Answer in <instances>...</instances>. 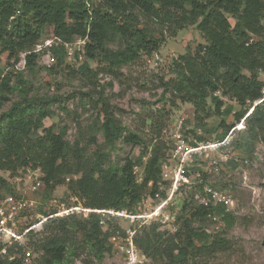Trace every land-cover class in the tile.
<instances>
[{
	"label": "trees",
	"instance_id": "obj_1",
	"mask_svg": "<svg viewBox=\"0 0 264 264\" xmlns=\"http://www.w3.org/2000/svg\"><path fill=\"white\" fill-rule=\"evenodd\" d=\"M139 17L165 30L140 27ZM46 26L51 27L55 43L34 51ZM186 26H196L205 43H199L193 51L186 49L171 60L168 72L172 76L159 79L161 97H166L171 107H176L177 102L191 104L196 127L202 129L206 128L204 119L209 115L220 116L221 132L216 139L228 141L236 131L238 136L228 144L243 158H249L255 142H264V82L260 79V74H264V0H0V170L14 176L21 170L38 169L44 193L50 194L64 184L68 198L78 197L83 207L90 209L127 208L134 212L148 196L153 198L158 193L161 199L165 198L159 189L160 164L165 160L159 144L147 152L141 147L144 144L138 134L124 135L126 128L113 115L101 91L98 102L102 118L98 116L87 126H79L73 141L65 139L64 133L55 132L54 126L43 125L45 118L53 116L50 104L59 100L31 97L24 68L34 70L46 50L52 57L47 68L53 71L55 61L60 66L69 56L64 43L81 38L85 40V60L77 71L89 79L98 72L117 77L123 66L137 62L142 54L158 51L168 36H176ZM79 51L74 50L72 55L78 58ZM21 52L23 69L16 66ZM89 60L96 63V69L90 67ZM12 92L19 99L3 109ZM222 97L241 106L248 104L234 113L236 123L244 122L243 129H232L233 124L225 122L233 110L224 106ZM209 104L214 106L211 113ZM40 129L42 133H38ZM98 132L102 142H98ZM120 138L141 148L136 160L126 157L122 163L111 162L110 151ZM197 139L206 141L203 136ZM224 143L219 146L224 148ZM228 163L235 166L233 159ZM138 165L143 168L140 181L135 173ZM187 169L197 171L195 165L185 167L187 175ZM0 186L7 194L20 196L5 178L0 177ZM196 186L203 191L202 183ZM39 211L47 216L55 208ZM102 216L89 212L83 217L74 212L47 217L42 230L26 234L28 246L40 253L39 264H63L75 256L81 245L101 259L112 250L111 237L126 236V229L121 226L125 222L135 230L133 244L152 263L196 264L201 255L217 252L226 240L208 232L202 223L216 217L230 228L235 222L224 203L205 206L187 198L175 216L180 225L172 232L162 229L158 220L139 224L123 217ZM102 218L104 222L100 223ZM75 233L82 236L80 242ZM23 250L24 245L9 246L8 255H0V264H25Z\"/></svg>",
	"mask_w": 264,
	"mask_h": 264
},
{
	"label": "rangeland",
	"instance_id": "obj_2",
	"mask_svg": "<svg viewBox=\"0 0 264 264\" xmlns=\"http://www.w3.org/2000/svg\"><path fill=\"white\" fill-rule=\"evenodd\" d=\"M230 22L234 21L231 19ZM138 25L145 26L150 31L165 30L155 22L145 21L142 17H139ZM52 39L51 27L46 26L38 44L43 45L46 40ZM77 40L78 38H75L72 41L71 55L74 50H80L78 58L73 55L68 56L65 63L60 66L55 61L53 71L47 68L52 64V57L46 50L40 55L34 70L24 68L23 53L19 54L16 66L24 68L31 89L30 96L54 97L59 100L50 104L53 116L45 118L43 125L54 126L55 132L60 131L64 133L65 139L73 141L81 127L95 121L98 116L102 118L99 113L101 103L98 102L101 91L113 115L126 128L124 135L128 132L138 134L144 144L141 147L147 149V152L155 144H159L165 160L171 163H176L177 157L181 156L187 158L186 168L196 166L195 172L187 169L189 183L178 187L171 200L172 204L168 206L165 213L171 212L175 218L182 208V200L187 198L194 203H200L205 192L210 190H217L227 201L226 206L235 218L232 227L225 228L219 219L202 223L208 232L225 238L224 245L217 252L201 255L196 262L198 264H264V142L256 141L252 155L249 158H243L239 151L228 144L230 139L238 136L236 131H233L228 141L226 138L221 142L216 139V135L221 132L220 116L209 115L204 119L206 128L202 129L196 127L194 108L191 104L177 102L176 107H171L166 97H161L162 88L159 85V79L172 76L168 72L171 60L183 54L186 49L193 51L199 43H205V39L196 26H186L179 30L176 36H168L158 51L151 55L142 54L137 62L123 66L117 77L107 72H98L94 78L89 79L80 74L77 69L85 60L82 51V45L85 42ZM111 47L115 48V45ZM5 57L6 53L2 55L4 62ZM89 65L92 69L97 67L96 63L90 60ZM260 79L264 82V74H260ZM9 96L10 101L4 104L3 109H7L13 100L19 99L15 92ZM222 100L224 106L229 105L233 110L232 114L225 118V122L233 124L232 129H243L244 122L241 120L236 123L234 113L241 112L248 107V104L241 106L227 97H222ZM213 108L214 106L209 104L210 113ZM38 133H42V129ZM177 134H180V139L176 137ZM198 136H203L206 141H198ZM97 139L98 142L103 141L100 132L97 133ZM223 142L225 147L221 148L219 145ZM203 144L218 146L186 154L187 146L196 147ZM177 148L179 152L175 153ZM140 149L138 145L126 143L120 138L116 141L115 148L110 151L111 162L122 163L126 157L136 160ZM146 159L147 157L143 160ZM230 159L235 160V166L228 163ZM34 171L21 170L11 176L8 171L0 170V177L7 180L16 194L37 201L39 204L37 211L40 208L48 210L63 202L77 207L75 214L83 217L88 215L84 209L90 208L83 207L78 197L68 198L64 184L57 186L50 194L44 193L42 182L34 181L41 173L38 170ZM135 173L137 180L140 181L143 175L142 166L138 165ZM161 182L163 190L166 189L168 182L162 180ZM200 183L203 185L202 192L196 186ZM31 184H34V190H31ZM0 194L2 196L7 194V190L2 186H0ZM144 201L145 203L140 205L142 209L160 201V196L157 193L153 198L150 196L144 198ZM29 215L30 213H27V217L22 219L26 225L36 221ZM198 223L199 221L194 225L197 226ZM171 225L173 230V227H178L180 224L170 219L168 224H163L161 228L171 231ZM121 226L126 230L131 228L130 224L125 222ZM43 227L42 222L33 228V231L38 232ZM75 238L77 242H80L82 236L75 233ZM21 240L24 245L23 252L27 258L24 263L39 264L40 253L32 246H28L29 238L24 235ZM110 242L112 243L111 252L105 253L101 259H97L92 251L81 245L77 246L75 256L63 264H126V246L122 237H111ZM139 254L141 261L138 264H154L140 252Z\"/></svg>",
	"mask_w": 264,
	"mask_h": 264
},
{
	"label": "built area",
	"instance_id": "obj_3",
	"mask_svg": "<svg viewBox=\"0 0 264 264\" xmlns=\"http://www.w3.org/2000/svg\"><path fill=\"white\" fill-rule=\"evenodd\" d=\"M77 41L85 42L84 39L78 38ZM76 42V41H75ZM53 43H55L54 39L46 40V42L41 44H36L34 51H41L44 48L50 47ZM72 43H64V46L68 49L69 56H71V47ZM48 52V51H46ZM177 138L180 139V134L176 135ZM224 143V142H223ZM218 145H199V146H187L186 147V154H189L193 151L205 150L207 148H213ZM179 149L177 148L175 153H178ZM178 160L176 163H171L169 160H163L160 164V179L162 181L168 182V186L166 189L163 190L162 186L159 187L160 190H163L165 193V198L161 199L154 203L153 206L146 207L142 209L140 207L141 204H144V199L141 203L137 206L136 211H130L127 208L122 209H84L88 213L89 212H98L101 213L103 216H116V217H123L128 219L130 222H138L139 224L148 223L150 221L158 220L161 224H168V221L172 219L175 221V218L171 212L165 213L166 209L170 204H172L171 200L174 196V193L181 185L185 183H189L188 176L185 173V165L186 159L184 157L178 156ZM174 164V165H173ZM38 170V169H37ZM36 170V171H37ZM34 171V170H32ZM39 171V170H38ZM35 172V171H34ZM33 172V173H34ZM40 172V171H39ZM32 173V174H33ZM42 174L35 178L34 181L42 182L41 181ZM68 180V178H66ZM34 184H31V190H34ZM157 195V194H156ZM159 196V195H158ZM152 198V197H151ZM224 203L226 205L227 201L225 198L221 197V194L217 190H210L206 191L205 195L200 199V204L202 205H215L217 203ZM38 202L33 199L24 198L22 196L16 197L12 194H6L3 197H0V255L7 256L8 251L7 248L13 244L23 245L22 238L26 235L30 230H33L36 226L40 225L43 221L50 216H65L71 213H74L77 209L72 204L61 203L58 204L55 208V212L49 214L47 216L43 215L39 211H37ZM226 210H229L226 206ZM27 213H30L29 217L36 221H32L29 224H25L22 221L23 217H27ZM32 213V214H31ZM104 219L100 220V223H103ZM213 220H217L216 217H213ZM176 230V227L171 225V231ZM135 230L129 228L126 230V236L122 237L125 242L126 246V254H127V261L126 264H138L140 263V254L135 245L133 244L132 236ZM10 259L13 256H9ZM23 260L26 261L27 258L24 255Z\"/></svg>",
	"mask_w": 264,
	"mask_h": 264
}]
</instances>
